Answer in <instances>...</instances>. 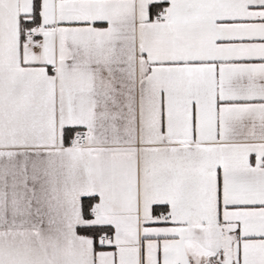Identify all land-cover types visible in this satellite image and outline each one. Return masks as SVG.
Returning a JSON list of instances; mask_svg holds the SVG:
<instances>
[{
    "label": "snow or ice",
    "instance_id": "6c2138e0",
    "mask_svg": "<svg viewBox=\"0 0 264 264\" xmlns=\"http://www.w3.org/2000/svg\"><path fill=\"white\" fill-rule=\"evenodd\" d=\"M0 264H264V0H0Z\"/></svg>",
    "mask_w": 264,
    "mask_h": 264
}]
</instances>
